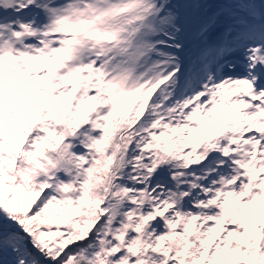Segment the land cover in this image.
Masks as SVG:
<instances>
[{
    "label": "snow or ice",
    "instance_id": "6c2138e0",
    "mask_svg": "<svg viewBox=\"0 0 264 264\" xmlns=\"http://www.w3.org/2000/svg\"><path fill=\"white\" fill-rule=\"evenodd\" d=\"M0 264H264V0H0Z\"/></svg>",
    "mask_w": 264,
    "mask_h": 264
}]
</instances>
